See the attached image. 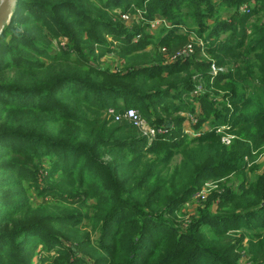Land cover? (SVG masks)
Wrapping results in <instances>:
<instances>
[{
    "label": "trees",
    "instance_id": "16d2710c",
    "mask_svg": "<svg viewBox=\"0 0 264 264\" xmlns=\"http://www.w3.org/2000/svg\"><path fill=\"white\" fill-rule=\"evenodd\" d=\"M135 9L145 23L131 28L111 12ZM157 14L170 25L152 36ZM261 18L264 0H16L0 35V264H264ZM189 35L226 69L211 84L194 43L163 63L160 48L175 53ZM59 38L67 49L52 52ZM110 53L118 71L89 64ZM197 75L204 90L190 96ZM195 101L192 130L212 128L189 138L178 113ZM107 108L168 129L149 142ZM219 126L239 140L223 147ZM208 182L182 228L183 204Z\"/></svg>",
    "mask_w": 264,
    "mask_h": 264
},
{
    "label": "rangeland",
    "instance_id": "374dc122",
    "mask_svg": "<svg viewBox=\"0 0 264 264\" xmlns=\"http://www.w3.org/2000/svg\"><path fill=\"white\" fill-rule=\"evenodd\" d=\"M242 12L244 11H247V8L243 7L241 8ZM135 13H121L119 12L118 10H112L111 12L113 14H116L120 17H122L123 14H129L127 16L128 19H121L123 20V24L125 25V27L127 28H131L133 26H140L141 24H144L145 22L142 21V12L139 10H134ZM255 20L254 19H251L250 20V23H253ZM264 21L263 18H261V21H260V24ZM170 23L168 21H165L164 19H162L158 14L154 16L153 20L150 21L149 23V28L147 27V31L149 34H151L152 36L156 35L157 31L159 30V28L161 27H169ZM179 31L184 33L186 30L184 28H181V26L178 27ZM107 40L108 42L111 41V38L107 37ZM188 40H190V43H194V45L196 47H199L200 48V59L202 60H205L207 62H210L211 61V64H210V72H209V76H210V81L212 79L213 76H216L218 73H223L226 71L225 68L223 67H219L215 64V62H213L211 60V58L208 56V54L205 53L204 51V44H202L201 40L198 39V38H195L193 36H190L188 37ZM67 44H68V40L66 38H59L57 40H53L52 42L50 41V48H52V52H58L60 49L63 50V49H67ZM186 46V45H185ZM161 48H164V47H161ZM160 48V49H161ZM183 48V47H182ZM150 49V48H148ZM162 56V55H161ZM122 61V60H121ZM121 61H119L116 57H114L113 55L110 54H106V56L102 57L100 60H98L97 64H92L91 62L89 63L90 65L92 66H95V65H98L100 67V69H107L110 67V69L112 70V72H115V71H118V69H120L124 63H122ZM163 63H164V57H163ZM166 64V63H165ZM170 65L171 64H175V63H169ZM199 75L195 76V77H198ZM197 80V85H196V88L191 92V95L190 96H194V95H198V94H201L204 90V82L203 80L198 77V78H195ZM213 81L210 82V84L212 83ZM216 91H219V93H222V91L220 90H216ZM223 98V97H221ZM220 101L222 99H219ZM191 104L193 105L194 107V112L193 114H186V113H178L181 117L184 118V122L182 124V131L185 133V135H187L189 138H195V136L199 135L201 131L203 132H207L209 131L212 126L210 124V121L209 122H206L204 124L201 125L200 129L197 131H193L192 130V127L195 126V124H197L198 122V118L202 115V109H201V106L199 105L198 102L195 101V103L193 104L191 102ZM219 108V107H218ZM108 109L110 108H107V110H105L103 113H102V116L106 118V120H110L111 122L113 123H120L122 122L123 120L125 119H122L121 121H116L115 119H113V117H108L107 116V111ZM126 108L124 109H121L123 112ZM129 109V108H127ZM133 109V108H132ZM137 111V110H136ZM118 113V111H117ZM138 115L140 116V114L138 113ZM143 117V116H141ZM145 119V118H144ZM128 120V119H127ZM129 123H131L129 120H128ZM200 131V132H199ZM216 133L219 135V141H220V144L223 146V147H230V145L233 144V142L235 140H239V137L237 136V134L234 132V131H226V129L222 130L221 129V126L217 127L215 129ZM225 137H229L230 139H227L228 142H225L223 141L225 139ZM149 139V142L151 141V139L148 137ZM257 151L253 150V155L256 154ZM179 160V156L176 157L172 163L173 165L174 164H177ZM258 166H261L262 169H260L259 173L258 174H261L263 168H264V149L262 150V152L259 154L256 162H255ZM249 177V176H248ZM216 187V184L215 183H211V182H208V183H205V185L202 187V189L200 191H198L197 195H195L194 199L186 202L183 204L181 210H180V213L177 215L178 217V223L181 222V227L182 228H188L189 225L194 222L195 220H197V217L199 215V210L203 208L204 204H205V200H206V197L207 195L210 193L211 190H213L214 188ZM33 201L36 203H39V200H35L33 198ZM90 204L92 202H89ZM233 233H230L229 235H232ZM234 236H238V234H233ZM244 246H246L247 244V239H244L243 243H242ZM245 252H243V255L241 257V260L240 262L241 263H246V256L244 254ZM37 260V258H36Z\"/></svg>",
    "mask_w": 264,
    "mask_h": 264
},
{
    "label": "built area",
    "instance_id": "2783aa9c",
    "mask_svg": "<svg viewBox=\"0 0 264 264\" xmlns=\"http://www.w3.org/2000/svg\"><path fill=\"white\" fill-rule=\"evenodd\" d=\"M128 15L129 14H123L121 19L122 18L128 19L127 18ZM159 51H160L162 57H164V63H166V64L175 63L178 60H183V59L191 56L193 54V51H194V45L192 43H188V44H186V46H184L182 49L176 51L175 53L168 51L165 47L161 48ZM107 116L113 117V119H115L116 121H121L122 119H126V120L128 119L131 122V124L136 129H138V131L140 133H143V135L149 137L151 140L153 138H155L157 135L166 133V131L168 129V125L160 126L159 128H156L155 126H151L149 124V122H147L143 117L139 116L138 112L132 108L125 109L122 115H119L117 113V111H115V109L110 108L107 111ZM221 129L224 130V127H221ZM227 139H230V138L225 137V139L223 141L228 142ZM199 193H197V194H199Z\"/></svg>",
    "mask_w": 264,
    "mask_h": 264
},
{
    "label": "water",
    "instance_id": "95a60500",
    "mask_svg": "<svg viewBox=\"0 0 264 264\" xmlns=\"http://www.w3.org/2000/svg\"><path fill=\"white\" fill-rule=\"evenodd\" d=\"M15 5L16 0H0V35L3 27L10 21ZM118 114L122 115L123 111L119 110Z\"/></svg>",
    "mask_w": 264,
    "mask_h": 264
}]
</instances>
